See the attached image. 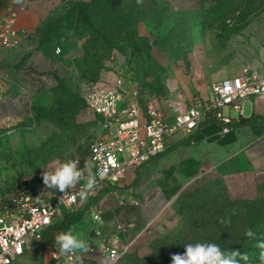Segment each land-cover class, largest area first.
<instances>
[{"label":"rangeland","instance_id":"obj_1","mask_svg":"<svg viewBox=\"0 0 264 264\" xmlns=\"http://www.w3.org/2000/svg\"><path fill=\"white\" fill-rule=\"evenodd\" d=\"M262 11L264 0H75L38 32L24 59L30 75L25 118L0 129V204H8L20 184L39 200L51 199L58 191L46 188L42 173L53 162L75 159L84 168L102 133L85 99L105 83L136 84L168 115L209 100L214 59ZM171 149L172 159L182 158V183L116 264H172L173 254L196 242L238 251L237 264H261L264 250L256 245L264 242V174L214 167L196 143ZM112 190L118 198L130 191ZM248 229L254 238L245 235ZM143 249L150 253L140 258Z\"/></svg>","mask_w":264,"mask_h":264},{"label":"crops","instance_id":"obj_2","mask_svg":"<svg viewBox=\"0 0 264 264\" xmlns=\"http://www.w3.org/2000/svg\"><path fill=\"white\" fill-rule=\"evenodd\" d=\"M74 1L24 0L20 5L14 0H0V26L13 19L18 35L12 48L0 46V129L23 122L30 76L25 75L24 65L28 60L24 62V59L32 52L38 32L63 15ZM244 69L248 70V75L264 79V11L229 37L219 59H214L213 81L240 76ZM232 116L236 124L241 118L247 123L232 126L228 133H223L219 123L204 122L191 134L174 137L165 152L141 169L128 170L119 185L107 184L102 190H89L86 199L80 198L74 207H62L54 225L43 233L42 239H29L24 255L13 264H63L66 255H61L59 261L52 257L53 251H58L54 238L73 225L90 245L88 252L77 253L81 263L108 264L103 247L110 245L116 236L123 244L129 243L152 226L164 213L170 193L182 183L181 171L177 169L182 158L172 159L176 157V150L171 149L179 142L199 145L204 158L214 167L228 164L239 169L245 167L249 175H263L264 94L243 103L242 117ZM114 187L130 191L118 198L112 190ZM100 212V220H96ZM120 225L127 228L125 233H118ZM99 229L102 235L97 237L95 232Z\"/></svg>","mask_w":264,"mask_h":264},{"label":"built area","instance_id":"obj_3","mask_svg":"<svg viewBox=\"0 0 264 264\" xmlns=\"http://www.w3.org/2000/svg\"><path fill=\"white\" fill-rule=\"evenodd\" d=\"M14 20L0 26V46H14L17 32ZM61 50L56 49V54ZM264 94V79L242 75L224 79L212 86V96L204 103L166 114L152 100L147 99L136 84H126L121 79L105 83L90 93L85 101L101 127V136L89 147L88 163L95 174L105 171L104 179L96 177L91 190H102L105 185H119L128 170H139L166 151L171 140L179 134H191L204 122L215 121L222 125L223 133L231 130L236 122L232 112L242 117L243 103L251 97ZM87 176V172H86ZM86 181L82 180L65 194L57 192L51 199H37L28 185L20 184L8 204H0V264H13L24 255L29 239L40 241L43 233L51 228L60 209L74 207L81 198ZM101 212L97 216L100 217ZM96 216V217H97ZM125 233V226L117 227ZM102 235L101 229L95 232ZM143 237L138 234L123 244L116 236L110 245L103 247L108 264H116L120 257ZM53 259L61 255L53 251ZM63 264H82L77 253L66 255Z\"/></svg>","mask_w":264,"mask_h":264},{"label":"clouds","instance_id":"obj_4","mask_svg":"<svg viewBox=\"0 0 264 264\" xmlns=\"http://www.w3.org/2000/svg\"><path fill=\"white\" fill-rule=\"evenodd\" d=\"M14 2L23 5L24 0H14ZM92 167L91 163H86L82 169L79 166V161L75 159L53 162V164L46 166L47 170L42 173V180L46 188L55 189L63 194L85 180L86 183L80 192V196L81 199H86L87 191L93 189L97 183L96 177L99 176L102 180L106 175L103 170L94 174ZM95 219L100 220V217L97 216ZM245 235L251 239L255 237L256 233L252 229H248ZM54 240L58 255L83 253L90 250L87 239L82 237L75 225L69 227L67 231L57 234ZM256 247L264 250V242L257 243ZM238 255V251H225L214 242H196L187 243L184 253L173 254L171 260L172 264H237L236 257ZM241 259L247 261L248 256L244 255ZM260 260L261 264H264V251L260 253Z\"/></svg>","mask_w":264,"mask_h":264},{"label":"water","instance_id":"obj_5","mask_svg":"<svg viewBox=\"0 0 264 264\" xmlns=\"http://www.w3.org/2000/svg\"><path fill=\"white\" fill-rule=\"evenodd\" d=\"M149 253H150L149 250H147V249H143V250H140L138 254H139V257H140V258H143V257L149 255Z\"/></svg>","mask_w":264,"mask_h":264},{"label":"trees","instance_id":"obj_6","mask_svg":"<svg viewBox=\"0 0 264 264\" xmlns=\"http://www.w3.org/2000/svg\"><path fill=\"white\" fill-rule=\"evenodd\" d=\"M48 24H49V23H48ZM48 24H47V25H48ZM47 25L45 26V28L47 27ZM246 123H247V120L244 119V118H241L240 121H239V123H237V124L234 123V124L231 125V127H232V126H233V127H236L237 125H245Z\"/></svg>","mask_w":264,"mask_h":264}]
</instances>
